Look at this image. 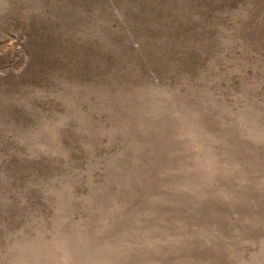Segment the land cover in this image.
<instances>
[{"label":"rangeland","instance_id":"374dc122","mask_svg":"<svg viewBox=\"0 0 264 264\" xmlns=\"http://www.w3.org/2000/svg\"><path fill=\"white\" fill-rule=\"evenodd\" d=\"M0 264H264V0H0Z\"/></svg>","mask_w":264,"mask_h":264}]
</instances>
